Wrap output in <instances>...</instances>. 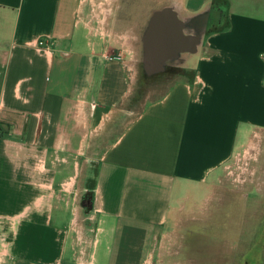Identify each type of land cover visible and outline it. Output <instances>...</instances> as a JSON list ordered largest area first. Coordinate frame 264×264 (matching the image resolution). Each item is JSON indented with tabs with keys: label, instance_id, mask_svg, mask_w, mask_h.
Returning <instances> with one entry per match:
<instances>
[{
	"label": "crops",
	"instance_id": "1",
	"mask_svg": "<svg viewBox=\"0 0 264 264\" xmlns=\"http://www.w3.org/2000/svg\"><path fill=\"white\" fill-rule=\"evenodd\" d=\"M117 1L112 17L111 0H0V264H155L177 213L264 134V0ZM163 10L196 50L144 98L136 54L146 67Z\"/></svg>",
	"mask_w": 264,
	"mask_h": 264
},
{
	"label": "rangeland",
	"instance_id": "2",
	"mask_svg": "<svg viewBox=\"0 0 264 264\" xmlns=\"http://www.w3.org/2000/svg\"><path fill=\"white\" fill-rule=\"evenodd\" d=\"M111 3L113 8L108 10L114 17L119 1ZM135 3L137 9L142 8L139 0ZM148 22L149 16H145L137 32L130 21L124 24L125 32L112 29L114 44L145 31ZM105 33L110 34V29ZM136 58L143 68L139 88L144 98L159 97L167 87L166 73L152 74L141 66L142 53ZM89 214L87 222H92ZM156 247L155 264H264V134L238 152L221 178L210 185L205 199L192 201L177 213Z\"/></svg>",
	"mask_w": 264,
	"mask_h": 264
},
{
	"label": "water",
	"instance_id": "3",
	"mask_svg": "<svg viewBox=\"0 0 264 264\" xmlns=\"http://www.w3.org/2000/svg\"><path fill=\"white\" fill-rule=\"evenodd\" d=\"M144 61L150 73L164 70L179 53L196 50V40L183 34V24L171 10L156 12L142 39Z\"/></svg>",
	"mask_w": 264,
	"mask_h": 264
},
{
	"label": "built area",
	"instance_id": "4",
	"mask_svg": "<svg viewBox=\"0 0 264 264\" xmlns=\"http://www.w3.org/2000/svg\"><path fill=\"white\" fill-rule=\"evenodd\" d=\"M40 44H41V46H44L46 43H45L44 40H42ZM255 137H256V136H255Z\"/></svg>",
	"mask_w": 264,
	"mask_h": 264
}]
</instances>
